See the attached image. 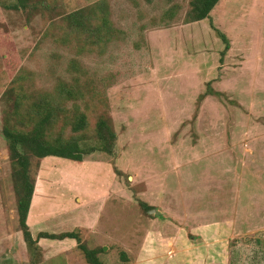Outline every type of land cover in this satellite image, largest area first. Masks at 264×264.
Returning a JSON list of instances; mask_svg holds the SVG:
<instances>
[{"label": "rangeland", "instance_id": "rangeland-1", "mask_svg": "<svg viewBox=\"0 0 264 264\" xmlns=\"http://www.w3.org/2000/svg\"><path fill=\"white\" fill-rule=\"evenodd\" d=\"M25 1L16 10L18 0H0V264H17L19 247L21 264L86 263L78 249L40 263L18 229L2 135L16 77L23 95L57 83L81 94L86 106L73 102L89 120L83 145H99L98 114L116 134L112 155L83 164L30 159L37 204H51L33 237L75 231L102 248L103 264H264V0H219L190 23V0ZM99 2L105 40L82 47L64 18ZM217 31L228 40L222 57ZM84 216L91 223L76 228Z\"/></svg>", "mask_w": 264, "mask_h": 264}, {"label": "trees", "instance_id": "trees-1", "mask_svg": "<svg viewBox=\"0 0 264 264\" xmlns=\"http://www.w3.org/2000/svg\"><path fill=\"white\" fill-rule=\"evenodd\" d=\"M27 2L18 0L12 7L16 10L21 7L27 9L29 7ZM218 2L219 0H190L186 21L188 23L198 22L209 18L210 12ZM32 7L34 6L31 5L30 8L32 9ZM93 20H97V22L93 24ZM107 20V8L103 2L95 4L94 8L82 9L64 18L66 31L73 33L81 41L82 47L87 46L89 43L98 44V42L105 40L106 35L104 36L102 32L106 30ZM218 37L225 43V48L221 52L222 57L228 49V40L220 32H218ZM23 81L24 79L16 77L11 81L9 89L5 92V95L8 96L9 94L11 96L15 88L19 89L10 110L4 112L5 120L2 129L12 168L18 229L22 234L23 241L29 252L35 251L36 253L39 252L38 238L51 240L76 239L77 248L81 251L87 264H103L99 259L102 248L89 249L81 242L77 232L39 233L37 239H34L26 221L29 210L31 214L46 215L50 213L51 206L50 204L44 207L42 203L41 207L37 204L41 185L38 181L35 183L31 177L30 159L40 160L54 157L82 163L86 156L95 152L112 155L116 134L111 119L104 113L98 114L94 123L92 140L98 142L99 145H83V135L89 128V120L86 113L80 110L79 105L73 102L81 100L85 107L81 94L71 90L65 83H57L51 91L23 95ZM213 94L218 95L216 92ZM71 102L73 104L68 107L67 105ZM11 121L15 123L11 124ZM58 124L61 125L59 136L53 137L50 135V130ZM67 130L71 135L65 137ZM141 205L146 210L151 209L144 203ZM122 257L125 259L123 254Z\"/></svg>", "mask_w": 264, "mask_h": 264}, {"label": "crops", "instance_id": "crops-1", "mask_svg": "<svg viewBox=\"0 0 264 264\" xmlns=\"http://www.w3.org/2000/svg\"><path fill=\"white\" fill-rule=\"evenodd\" d=\"M83 163L84 162H82V164ZM92 166H95V165H92ZM158 190L159 189H157V191ZM157 191H155V192H157ZM179 198H181V193H180ZM79 201H81V200H79ZM46 215H48V214H46ZM46 215H44V216H46ZM90 215H92V214H90ZM39 219H42V216L40 215V213H34V215H33V214H31V211L29 210L28 215H27V221H26L27 222V226L29 228V231L32 228V226L34 228H36V224H37ZM91 221L92 220L89 218V216H88V218H87V216H84V221H83L84 225L81 224V225L77 226L76 228H80V227L87 228L86 224L88 225V223H91ZM88 229H89V227H88ZM70 232H72V231H70ZM39 233H48V232L37 231V234L34 237L33 236L32 237L34 239H37V236H38ZM60 233H62V232H60ZM48 234H59V233H48ZM77 244H78L77 240L76 239H71V238H65L63 240H51V239H47V238H38L37 239V246L39 248V255H40L39 256L40 259H39L38 262H40V263L47 262L48 259H52V258H54V257H56L58 255H62L64 253H70L73 250L76 251L78 249L77 248ZM11 253H12L13 259H15V262L17 264H21L19 262L20 259H18L19 256L21 257L22 255H25L28 258L27 251L26 250L20 251V247H19V249L17 251H15L13 249L11 251ZM75 254H77V252H75ZM8 257H11V256H8ZM84 264H87V263H84Z\"/></svg>", "mask_w": 264, "mask_h": 264}, {"label": "water", "instance_id": "water-1", "mask_svg": "<svg viewBox=\"0 0 264 264\" xmlns=\"http://www.w3.org/2000/svg\"><path fill=\"white\" fill-rule=\"evenodd\" d=\"M148 213H153L154 215H156L157 214V210L151 209V210L148 211Z\"/></svg>", "mask_w": 264, "mask_h": 264}]
</instances>
